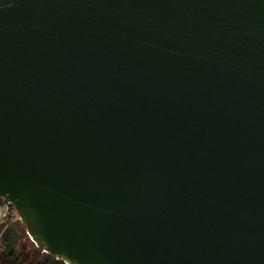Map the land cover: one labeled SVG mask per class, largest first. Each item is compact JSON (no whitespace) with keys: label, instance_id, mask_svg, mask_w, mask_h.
I'll return each mask as SVG.
<instances>
[{"label":"water","instance_id":"95a60500","mask_svg":"<svg viewBox=\"0 0 264 264\" xmlns=\"http://www.w3.org/2000/svg\"><path fill=\"white\" fill-rule=\"evenodd\" d=\"M0 196L28 264H264V0H0Z\"/></svg>","mask_w":264,"mask_h":264},{"label":"trees","instance_id":"16d2710c","mask_svg":"<svg viewBox=\"0 0 264 264\" xmlns=\"http://www.w3.org/2000/svg\"><path fill=\"white\" fill-rule=\"evenodd\" d=\"M10 205V204H9ZM11 211L14 210L11 205ZM20 219H11L0 224V264H28L35 257L24 251H19V241L22 237L19 225ZM36 249H39L36 247ZM24 250V249H22ZM36 252V250L32 251ZM33 264H66L63 260L46 254L43 259L36 260Z\"/></svg>","mask_w":264,"mask_h":264},{"label":"rangeland","instance_id":"374dc122","mask_svg":"<svg viewBox=\"0 0 264 264\" xmlns=\"http://www.w3.org/2000/svg\"><path fill=\"white\" fill-rule=\"evenodd\" d=\"M14 208V207H13ZM6 209V208H5ZM14 215V219H20L19 215L17 214V212L15 211V209L13 211H11ZM21 222V221H20ZM20 227V232L22 233V237L20 238V243H19V251H24V252H28L31 257H35L36 254L39 252V249H36V244L30 239L29 235L26 232V228L24 226V224L21 222V224L19 225ZM38 248V247H37ZM24 249V250H22ZM36 250L35 254L34 251ZM47 253H42L37 260L43 259L45 257Z\"/></svg>","mask_w":264,"mask_h":264},{"label":"crops","instance_id":"0c3cea01","mask_svg":"<svg viewBox=\"0 0 264 264\" xmlns=\"http://www.w3.org/2000/svg\"><path fill=\"white\" fill-rule=\"evenodd\" d=\"M13 215L14 214L11 212V210H7V209H5L4 205H0V224L6 223L9 220L13 219L14 218Z\"/></svg>","mask_w":264,"mask_h":264},{"label":"built area","instance_id":"2783aa9c","mask_svg":"<svg viewBox=\"0 0 264 264\" xmlns=\"http://www.w3.org/2000/svg\"><path fill=\"white\" fill-rule=\"evenodd\" d=\"M10 203H8L6 200H4L1 196H0V205H4V207L7 209V210H10L11 208V204L9 205Z\"/></svg>","mask_w":264,"mask_h":264}]
</instances>
